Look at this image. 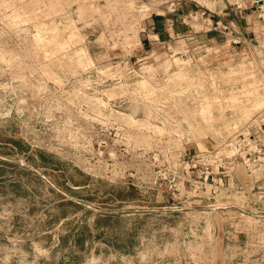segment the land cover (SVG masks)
I'll use <instances>...</instances> for the list:
<instances>
[{"label":"rangeland","instance_id":"374dc122","mask_svg":"<svg viewBox=\"0 0 264 264\" xmlns=\"http://www.w3.org/2000/svg\"><path fill=\"white\" fill-rule=\"evenodd\" d=\"M171 1L0 0V264H264V198L148 183L154 152L233 166L264 117L259 48L184 21L225 2ZM224 12L249 40L251 12ZM157 18L183 28L150 37Z\"/></svg>","mask_w":264,"mask_h":264},{"label":"built area","instance_id":"2783aa9c","mask_svg":"<svg viewBox=\"0 0 264 264\" xmlns=\"http://www.w3.org/2000/svg\"><path fill=\"white\" fill-rule=\"evenodd\" d=\"M223 1L225 4L222 8L219 6V12L226 11L224 15L229 14L230 10L244 14L251 12L253 18L248 25L252 27V37L249 40L242 36L233 19L223 18L219 12L210 10L208 7L191 11L185 15L184 21L191 25L198 24L204 30L218 32L227 37L234 45L254 43L259 48L264 62V0ZM178 10L179 2L172 0L168 11L175 13ZM107 146V142L101 141L98 155L103 157L106 154L109 162H116L120 154L128 153L126 146H122L119 150H107ZM224 148L227 152L225 157L231 160L230 163H234V165L240 163L246 170L247 184L234 181L232 174L234 165L225 168L226 166L218 163L215 166L207 162L201 154L188 158L183 156L184 159L180 162L172 161L164 167H160V163L157 164L162 161L159 152H154L151 155L153 164H150L148 183L151 187L162 188L175 205L184 202L191 203L194 198H201L204 190L208 189L214 192L242 191L258 195L259 199L264 198V117L256 131L236 132L228 139ZM174 154L176 152H171L170 156H174ZM145 182L147 183L146 180H142L141 186Z\"/></svg>","mask_w":264,"mask_h":264},{"label":"crops","instance_id":"0c3cea01","mask_svg":"<svg viewBox=\"0 0 264 264\" xmlns=\"http://www.w3.org/2000/svg\"><path fill=\"white\" fill-rule=\"evenodd\" d=\"M167 22L165 23V21L160 18H157L156 20L152 21L151 23L153 25H151L149 27V25H147V30L149 31V35L151 36H164L166 34V31H168V34H173V33H177L178 30L182 29V25L179 24L178 22H175V24H173L172 19L167 18ZM165 33V34H164ZM242 34V33H241ZM243 35V34H242ZM147 41H143L142 40V45H144V43Z\"/></svg>","mask_w":264,"mask_h":264},{"label":"bare ground","instance_id":"6f19581e","mask_svg":"<svg viewBox=\"0 0 264 264\" xmlns=\"http://www.w3.org/2000/svg\"><path fill=\"white\" fill-rule=\"evenodd\" d=\"M243 132H246V131H243Z\"/></svg>","mask_w":264,"mask_h":264}]
</instances>
